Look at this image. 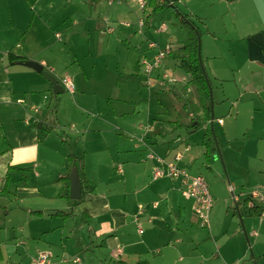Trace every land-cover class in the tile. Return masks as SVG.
<instances>
[{
    "label": "rangeland",
    "instance_id": "1",
    "mask_svg": "<svg viewBox=\"0 0 264 264\" xmlns=\"http://www.w3.org/2000/svg\"><path fill=\"white\" fill-rule=\"evenodd\" d=\"M54 1H57L58 4L50 9L46 21H43V18L36 19L30 46H32L33 40V44L39 46L41 53L49 54L57 67V72H54L57 80L69 78L75 90L74 93L64 89H62L63 92L57 94L48 89H45V93L41 92L38 99H36V103H34L35 106H33L38 119L32 122L31 125L38 124L41 121L39 118H41L45 123V127L51 128V131L47 134L49 147L53 146L56 150L62 147L68 153H76L75 155H79V158L82 159L85 168L95 173L90 174L97 176L103 173L107 162L109 153L106 144L110 145L115 170L116 166L120 165L122 161L126 163L121 152L116 153V140L120 138V142H123L125 133L139 139L146 132V126L150 125L152 130L154 129V134H167L183 139L185 145L192 146L193 156H197L192 173L204 176L207 187L214 196L219 194L223 198H229L230 203L227 204L229 212L228 217L221 224L219 233H214L212 239L215 244L214 247H211L209 241L203 238V233L210 234L209 227H202L196 220V223H189L188 220H185V222L178 221V223L170 222L169 217L166 218V206L163 203L159 208L162 212L158 211L159 220L153 222V225L157 227L154 237L155 242L162 243V239H165V245L162 246L164 252L160 258L164 262H171L174 259L180 260V257L185 258L182 264L186 263L187 257L190 258L189 262L192 264H223L222 260H207L206 257L209 253L216 254L217 247L224 246L226 248L233 240L236 241V238L231 242L229 241L230 233L228 232V229H231L229 228V218L236 209L234 196L240 191L250 194L255 189H260L261 192L264 189V185H255L256 181L264 184V172H258V169L264 171V158H261L264 151L255 153V148L242 146V133H246L244 134L245 138H255L252 129L260 128L264 124L257 118L250 119L247 113L242 115L241 120L240 117L238 118V122L234 123L231 131L229 126L222 130L217 123H214L217 151L206 161H203V139L212 137L213 133L209 125L206 128L200 120L197 126L190 124L188 113L192 110V107L187 99L191 97L196 100L197 97L193 83L191 81L186 82V87L192 88L193 91L189 92L185 86L178 83L177 93H172L171 86L168 83L164 86L158 85V78H162V70L152 71L149 80L153 84L147 86L140 82L143 79L142 76H123L120 69L124 49L129 44L132 46L140 45L141 48L145 47V59L148 57L152 59L155 49L168 48L169 51L163 60L162 67H166L169 71L174 69L177 76L172 74L171 71L169 73L178 79L183 75L189 80L190 74L183 67H176L177 59H180L179 55L184 52L182 47L189 37L190 30L186 24L179 20L178 15L164 7L148 18L150 26L148 24L144 26V24V27L139 28L137 17H142L143 13L145 16L149 10V4L146 5L145 12H141L142 10L136 0H115L113 6L108 4V0H98L102 4L101 15L103 21L99 19L102 27L96 29L95 20L98 16L99 7L97 10H93L91 17H94V21H92L87 17L90 12L88 3L85 5L77 4L78 7H76L67 0ZM42 2L38 5V9L42 8ZM173 2L183 13L190 16L189 18L195 22L200 30L201 36L198 37L200 56L203 70L211 80L212 104H210L212 109L213 106L215 107V116L225 118L228 116L227 111L230 110L231 114L236 117L240 108L244 113L243 104H245L248 95H244L238 104L239 106L233 105L234 100L237 99V89L240 85L234 87L233 84L225 82L223 90L219 84L220 82L214 80L211 75V68L215 69L216 65L226 62L228 58L230 59L232 51L227 52L231 44L230 38L234 37L235 31L241 27L242 23L249 22L247 19L250 14L246 11L251 9V6L233 0H173ZM244 2L252 3L246 0ZM117 5L132 10L134 21L131 25L130 20L125 18L116 19V16L122 13ZM130 9L128 13H130ZM4 10L7 13V9L4 8ZM66 15L68 17L64 22L62 19ZM48 19L51 23L50 32L47 30ZM162 22L165 23L166 31L158 33L155 29ZM108 30H112V32L108 33ZM130 35H132V43L126 39ZM97 41L101 42L99 48ZM150 42L156 45L155 49L147 47ZM209 42L216 45L219 51L216 53H220L221 60L207 59V55H209L207 45ZM10 45L11 42L7 41L0 46V49L5 50ZM100 47L102 48L100 49ZM73 54L79 59L78 63L85 66V71H80L78 77H75L73 72L75 63H69L68 69L65 66L68 61L73 60ZM160 74L161 76L157 78V75ZM227 75L229 74L227 73ZM223 92L228 96V99L222 104L221 95L224 96ZM219 109L225 110V113L219 114ZM177 120L181 123L179 126H176ZM229 120H232V117ZM10 125V121L8 126L6 123L7 127ZM173 125H175V132L171 133L168 128L173 127ZM139 129L142 131H138ZM44 130L48 131L47 128ZM100 132L105 136L104 138L100 137ZM156 137L159 138V135H156ZM135 143L139 144L136 140ZM163 149L162 143L157 144V146L151 144L149 152L156 155V152L161 153ZM131 150L136 154L141 152L137 148ZM58 159V155L46 157V161L49 162L43 164V169L30 170L27 174L23 172V176L12 172V179L8 183L7 189L0 193V239H3L1 248L5 255L6 264H33L32 257L40 252V250H37L33 253L34 245L37 243L47 248V252L51 254L49 259L54 264L62 263V258H60L62 256L67 257L70 264H80L81 262L82 264H93V262L95 264H113V262L109 263L110 259L106 256V253L104 259L101 258L103 261L99 262L97 259L98 256H103H101L103 253L101 246L103 245H100L98 240L94 238L92 223L82 215V211L86 206L83 199L75 207L73 215L64 218L66 232H71L70 239L67 240L64 237L61 245L54 244L49 248L44 240H36L30 237L33 225L35 226L38 223L47 227L52 225V222L49 221L51 216L47 214L51 210H47L46 207L63 209L66 207L67 202L65 204L66 199L58 194V197L62 199H58L54 203L55 200L51 198L53 204L47 206L46 201L36 199L31 193H20L16 188V184L21 181L20 184H26L30 187L37 185L38 189L50 187L51 172L54 171L55 162ZM260 159L263 161L262 163ZM147 162L144 179L146 185H148V182L151 185L170 182L169 179L165 178H160L158 181L152 180L150 173H148L150 161L147 160ZM202 162H205V164ZM139 165L143 166L144 164L139 163ZM232 166L235 168L243 167V173L248 170L249 182L252 185H244L243 188L239 184L237 190L233 191L227 179L228 168ZM112 175L119 178V181L111 183V189L112 184L122 187L124 191L131 188L130 181L124 187L121 180L122 174L113 172ZM19 176L20 180L17 179ZM244 199L245 197H240V206H246ZM254 201L264 207V194H262V197L254 199ZM42 207L46 210H43L44 214L40 217L39 215H29L30 212L27 210L28 208L41 209ZM68 208L69 206L64 211H68ZM242 211H245L243 207ZM254 218L256 220L258 217L254 216ZM259 218L263 217L259 216ZM45 226H42V229ZM192 229L198 231V234L192 235ZM20 230H23L26 245L18 244L15 252L14 243L18 240V236L20 237ZM11 232H14V238L10 236ZM244 243L248 244L247 242L241 244ZM250 246H252V243H250ZM250 246L247 253L248 258L254 255L253 248H250ZM181 248L183 252L180 251ZM60 251H67L68 254L57 255V253L60 254ZM201 251L205 259L200 256ZM94 252L96 254L95 258L93 257ZM147 255L157 256L154 252H149ZM76 256L80 257V263L72 262V258ZM248 261L246 260L243 264H252L251 261ZM229 264H235V262Z\"/></svg>",
    "mask_w": 264,
    "mask_h": 264
},
{
    "label": "crops",
    "instance_id": "2",
    "mask_svg": "<svg viewBox=\"0 0 264 264\" xmlns=\"http://www.w3.org/2000/svg\"><path fill=\"white\" fill-rule=\"evenodd\" d=\"M42 1L0 0V46L7 41L11 42V45L6 47L5 50L0 49V193L7 189V185L12 179V172L23 176V172H26L27 174L30 170L36 171L37 169H43V164L49 162L46 161V157L58 155L59 159L55 162V169L51 172L49 180L50 187H41L40 190L37 185H32L30 187L26 184H20L21 181L16 184V188L20 191V193H31L36 199L46 201L47 206H50L53 204L51 202V198L55 200L54 203L57 202L58 199H62L58 197V194L64 187V180L60 179L62 176L68 175V185L70 186L69 173L72 167L68 161V156L72 154L79 158V155L77 156L75 155L76 153L74 154L71 152L68 153L67 150L62 147H59L57 150L53 146L49 147L50 145L47 143V134L51 131V128L45 127V123L41 118H39V120H41L39 121L41 126H38L39 123L31 125L32 122L38 119L37 114L34 112L35 108L33 107L35 106L34 103H36V99L39 97L38 95L41 92L45 93V89L53 92V88L50 82L41 73L29 66L15 62L17 60H33L42 64L43 69L49 71L52 75L55 76L54 72H57V67L49 54L41 53L39 46L37 47L36 44H33V40L32 46H30L36 19L43 18V21H46V18L49 16L50 9L58 4V2L54 0ZM67 1L73 3L76 7H78L77 4L85 5L88 3L90 6V12L87 17H89L92 21H94V17H91L93 14L92 12L93 10H97L99 7L98 16L95 20V28L99 29L102 27L101 22H99V19L100 21H103V17L101 15V1ZM108 1V4L113 6L115 0ZM158 1L161 2V0ZM233 1L251 6V9L246 11L250 14V17L247 19L249 22L242 23L241 27L235 31L234 37L230 38L231 44L227 49V52L232 51L230 59L228 58L224 63H219L216 65L215 69L211 68V75L214 80L220 82L219 84L223 90L225 82L233 84L234 87L240 85L237 89V99L234 100L233 105H236V107L239 106L238 104L241 102L244 95H248L245 104H243L245 112L242 113L240 108L239 113L236 117H234L230 110H228V116L222 118V116H215V107L213 106L212 109L211 106L210 117L209 119H206L198 102V98L196 97V100L191 97L187 99L189 105L190 102H194L195 105L199 107L196 112L190 110L188 113L190 124L192 126H197L198 121L200 120L206 128L208 125L211 128L212 125L213 136L211 139L213 140L215 146L217 143L214 135V123H217L222 130H224L226 126H229L231 131L234 123L238 122V118L240 117L241 120L242 115L247 113L250 119L254 120L257 118L262 121V124H264V0H246L248 2H252L251 4L245 3L244 0ZM40 2H42V8L38 9ZM167 2L172 3L175 6L173 0H167ZM117 7L122 10V13L117 15L116 19L125 18L126 20H130L131 25L134 21L132 10L130 8L127 9L124 6L117 5ZM4 8L7 9V13H5ZM129 9L130 13H128ZM168 9L177 14V11L172 7H169ZM141 12L145 11L143 10ZM145 15H147V13ZM107 16L109 18L108 14ZM67 17L68 15L64 16L62 21L65 22ZM144 17V13L142 17H137V25L139 28L144 24V26L147 24L149 26L151 25L150 22L144 23ZM141 18L142 25L139 24ZM178 18L182 22V17L180 15H178ZM49 20L50 19H48V21ZM50 25L51 23L49 21L47 24V30L49 32L51 31ZM158 27L155 29L156 32L162 33L158 31ZM110 32H112V30H108V33ZM199 36H201L200 32L198 37ZM126 39L132 43V35H130V37H126ZM34 41L36 42L37 40ZM97 46L99 48V46H101V42L97 41ZM147 47L155 49L156 45L155 47ZM101 48L102 47H100V49ZM207 50L209 53V55H207V59L213 58L214 60H221L222 57L220 53H216L219 51L214 43L209 42ZM156 51L157 50L155 49L152 59L149 57L145 59V47L141 48L140 45H127L121 58V74L128 77L142 76L143 79H141L142 81L140 82L142 84H146L147 86L153 84V82L149 81V76L152 71L162 70V74L167 73L173 77L172 74H175V70H170L171 74L169 73L170 71L166 67H162V65L160 68L154 69L150 73H146L144 63L154 62L153 60H155ZM78 62L79 59L75 54H73V60H70L67 64H65L68 69L69 63H75V68L73 69L75 77H78V73L80 71H85V66ZM227 73L229 75H227ZM160 76L161 74L157 75V78ZM187 80L188 78H185V76L182 75V77L180 76V79L176 82L170 83L165 81L164 85L168 83V85L171 86V92L175 93L176 90H178L177 84L179 83L186 87ZM58 82L61 84L62 89L66 90L62 83V79L58 80ZM186 90H189V92L193 91L190 87H186ZM70 93H74V91ZM223 95L224 96L221 95L222 104L228 99V96L225 95L224 92ZM223 113H225V110L219 109V114ZM196 115L198 117H196ZM231 117L232 120H229ZM219 119H221V123L218 122ZM9 121L11 122V125L7 127ZM180 124L181 123L177 120L176 126H179ZM174 126L175 125L168 128L171 133L175 132ZM150 127L151 128L146 130V132H144L139 139H135L133 135L125 133V139L123 142H120V138L116 140V153L121 152L127 163L126 164L124 161L121 162L122 165L120 163L121 170L114 169L115 163L113 162V154L110 153L111 149L109 144H106L109 154L102 174L99 176L91 175L95 173L92 170L85 168L84 164L81 163V167L78 172L81 183L85 186L88 185L89 188H93L92 191L84 195L83 201L86 206L82 211V215L92 223L93 236L96 240H98L100 245H103L101 246V250L103 251L101 256H103L97 257L99 262L103 261L101 258L104 259L105 253L110 259L109 263L115 262L116 260H122L128 264H134L138 260H147L149 264H182L185 260V258L182 259L180 257V260L174 259L171 262H164L160 258L164 252L162 246L165 245V239H162V243L155 242L154 237L157 232V227L153 225V222L154 220H159L158 211L162 212L159 208L163 203H165L164 205L166 206L165 210L167 213L166 218L169 217L170 222L174 221L175 223H178V221L185 222V220H188L189 223H196V221L198 223L197 216L194 215L193 201L183 195L184 186L181 179H171L166 176L153 179L152 171L156 166L165 168V163L174 162L175 155L180 154L181 157L176 164L190 176L199 175L197 173H192V170L196 165L197 156H193V152L191 150L192 146H188L187 144L185 145L183 139L167 134H154V129L152 130V126ZM45 128H47L48 131H45ZM246 129L248 128L246 127ZM138 131L142 130L139 129ZM43 133L45 134L42 135ZM100 133V137L104 138L105 136L102 132ZM252 133L256 136L252 139L245 138L244 134L246 133H242V146L245 145L247 148H255V153L263 152L264 126L252 129ZM156 135H159V138L156 137ZM168 136L170 137L168 138ZM142 138H144L143 141ZM135 140L139 142V144H136ZM159 143L163 144L164 149L161 153L155 152L156 155L163 160V163H159L155 159L147 158L151 144L157 146ZM202 145L204 147L203 161H206L211 155L215 154L217 148L214 153L211 152L209 156H206L205 143L202 142ZM132 148L140 149L142 154L141 152H138V154L134 153L131 150ZM146 150L147 152L145 153ZM261 156L263 159L264 155ZM147 160L150 161L148 173H150L152 180L158 181L160 178H165L167 180L169 179L170 182L155 185H151L148 182V185H146V183H144V179L146 176ZM138 162L144 165L140 166ZM260 162L262 163L263 161L260 159ZM202 163L205 164V162ZM243 169V167L235 168L233 166L228 168V171L226 169L228 183L233 191L237 190L239 184L243 186V188L244 185H252V183L249 182V174H247L248 170L243 173ZM111 172H115V174H122L121 180L124 183V187H126L130 181L131 188L124 191L122 187L112 184L111 189V183L119 181V178L112 175ZM258 172L262 173L264 171L263 169H258ZM17 179L20 180V176ZM257 184H260V186L264 185L256 181L255 185ZM257 190L260 192V194L258 193V198L260 196L262 197L264 189L263 192H261L260 189ZM209 193L212 198V207L209 212L208 224L202 227H209L210 234L207 235L203 232L202 233L204 236L203 238L209 241L211 247H214L215 243L212 239L213 235L214 233H219L223 220L228 217L229 210L227 209V204L230 203V200L229 198L221 197L219 194L214 196L210 190ZM248 194L249 193H243V191H240L237 195L234 193V204L236 208L238 206V210L235 209L229 218V228L231 229H228V232L230 233L229 241L231 242L235 238L236 241L233 240L226 248H224V246L217 247L215 251L216 254L209 253L206 257L207 260H222L224 262L223 264H229L232 262H235V264H243L246 260H249L252 264H264V217L259 218L258 214H252L248 211L249 207L252 205L251 202L247 203L244 201L246 206H240V197L246 198ZM66 202L67 201H65V204ZM253 202L255 201L253 200ZM154 203L156 205L152 206ZM139 205L143 206L144 210L143 213L139 215L138 222L136 223L133 220V215L137 212V207ZM67 206L68 203L66 204V207ZM66 207L63 209L46 207L47 210H51L50 212H47V214L51 216L49 221L52 222V225L50 227L40 223L35 226L33 225L30 237L36 240H44L48 244L49 248L54 244L61 245L64 237H66L67 240L70 239L71 232H66L64 222L65 219L61 222L63 218L49 214L54 210L64 211ZM242 207L245 211H242ZM46 209H43L42 207L41 209L28 208L27 210L30 212L29 215H39L40 217L43 216V210ZM40 210L41 213H35V211ZM254 216H257L258 218L255 220ZM177 217H179V219H177ZM42 226H45L44 229H42ZM137 226L142 228L143 232L141 234L137 232ZM19 232L20 237L18 236V240L14 243L15 252L17 251L18 244L26 245L23 230H20ZM193 234L197 235L198 231H193L192 229V235ZM10 236L14 238V232H11ZM177 240L180 241L179 238H177ZM242 242H247L248 244H241ZM2 243L3 239H0V264H6L5 255L1 248ZM250 243H252V246H250ZM249 246L250 248H253L252 251L254 253V255L250 256L251 258H248L247 255ZM46 249V247L37 243L34 245L33 253L37 250ZM118 251H120V253H118ZM180 251L183 252L182 248ZM149 252H154L157 256L147 255ZM62 254L67 255L68 252L60 251V254L57 253V255L60 256ZM95 255L96 254L94 252V258ZM200 256L202 259H205L202 251L200 252ZM187 259L188 260H186L185 264H192L189 262L190 258L187 257ZM60 264H70V262L67 261ZM80 264H82V262ZM93 264L95 263L93 262Z\"/></svg>",
    "mask_w": 264,
    "mask_h": 264
},
{
    "label": "trees",
    "instance_id": "3",
    "mask_svg": "<svg viewBox=\"0 0 264 264\" xmlns=\"http://www.w3.org/2000/svg\"><path fill=\"white\" fill-rule=\"evenodd\" d=\"M148 4L150 7H148L149 10L147 11V15H145V17H144V23H148V18L150 16L155 15L160 9H162L164 7H167V8L172 7L174 10L177 11V14L182 17V23L186 24L188 26V28L190 29L189 30V37L185 40V45L182 47L184 52L181 53V55H179L180 59H177L176 67H183L185 69V71L190 74V78H189V80H187V82L191 81L193 83V85L195 87L196 94H197L198 102H199L200 107L203 111L204 117L206 119H209L210 112H211L209 85L211 87V80L208 77V75L206 74V72L203 70V64H202L201 56H200L201 64H200L199 58H198L197 37H198L199 32H200L199 28L195 25L194 21L189 19V16L187 14L181 12L179 10V8L174 6L172 3H168L167 0H161V2L158 0H149L147 3V6H148ZM147 6H146V8H147ZM146 8L144 9V11L146 10ZM190 106L192 107L193 112H196L199 109V107L197 105H195L194 102H190ZM196 117H198V116L196 115ZM198 124H199V121H198ZM42 129H43V127H42ZM44 134L45 133H43L42 135H44ZM203 142L205 143V147H206L205 155L209 156L211 152L214 153V151L216 150L217 147L215 146L211 137H209V138L205 137ZM68 161L70 162V166L76 167L78 172H79L82 160L71 154L68 156ZM60 179L64 180V187H63L62 191L59 193V196L66 199L69 208H68V211L54 210L49 214H51L53 216L61 217L64 219L70 215L71 216L73 215L74 209L77 206V204L80 203V201L84 198V195L86 193H89L93 188L92 187L89 188L88 185L85 186L81 183V187H82L81 197L79 199H71L69 196L68 175L62 176ZM249 199H250V197L247 196L245 198V201L248 203L250 201ZM236 209L238 210V206ZM248 211L251 212L252 214H258L259 216L264 217V214H263L264 213V207L262 205H259L255 202H253V201H252V205L249 207ZM36 212L41 213V210L35 211V213ZM0 259H1V254H0ZM113 264H128V263H126L125 261H122V260H116L115 262H113ZM134 264H149V262L147 260H138Z\"/></svg>",
    "mask_w": 264,
    "mask_h": 264
},
{
    "label": "built area",
    "instance_id": "4",
    "mask_svg": "<svg viewBox=\"0 0 264 264\" xmlns=\"http://www.w3.org/2000/svg\"><path fill=\"white\" fill-rule=\"evenodd\" d=\"M139 7L143 11L146 8V3L147 0H136ZM140 25H142V18L140 19ZM166 30L165 23H161L160 26L158 27V31L163 32ZM149 46L155 47V44L149 43ZM169 51L168 48L165 49H157L156 57L154 62H146L145 64V71L146 73H150L154 69L160 68V66L163 64V60L166 57L167 52ZM150 77V76H149ZM178 79L176 77H171L167 73L162 74V78L159 79L158 84L159 85H164L165 81L174 83ZM150 81V80H149ZM62 83L65 87L66 90L69 92L74 91V85L72 84L71 80L69 78H64L62 80ZM219 123H221V119L218 120ZM151 127L146 126V130H149ZM180 154H176L174 157V162H168L165 163V168L161 167H154L152 171V178L156 179L159 177H169L171 179H181L182 184L184 186L183 188V195L186 198H189L193 201V210L195 212V215L197 216L198 222L202 226H206L208 224V217H209V212L212 207V198L209 193L206 181L203 176L201 175H195V176H190L188 175L185 171H183L177 164L176 162L180 159ZM148 159H155L159 163H163V160L158 157L157 155L152 154V152H149L147 154ZM117 170H121V165L116 166ZM259 190L255 189L253 190L250 194V201L252 204L253 199L258 198L259 196ZM261 197V196H260ZM156 204H152V206H155ZM144 207L139 205L137 207V212L133 215V220L137 223L139 215L143 213ZM264 214V213H263ZM137 232L141 234L142 228L140 226H137ZM120 253V251H118ZM49 252L47 250H40L37 255L32 257L31 261L33 264H54L51 262L49 259ZM63 262L69 261L67 257H62ZM73 263H80L81 259L80 257L76 256L72 258Z\"/></svg>",
    "mask_w": 264,
    "mask_h": 264
},
{
    "label": "water",
    "instance_id": "5",
    "mask_svg": "<svg viewBox=\"0 0 264 264\" xmlns=\"http://www.w3.org/2000/svg\"><path fill=\"white\" fill-rule=\"evenodd\" d=\"M198 58H199V62L201 64L200 61V43L198 41ZM16 63L19 64H24L26 66H29L31 68H33L34 70H36L37 72L41 73L52 85L53 88V92L56 93H60L62 92V86L59 84L57 78L52 75L49 71L44 70L43 69V65L40 64L37 61H33V60H17L15 61ZM209 95H210V103L212 104V91H211V87L209 85ZM212 106V105H211ZM38 126H41V124L39 123ZM211 131H212V125H211ZM217 146V145H216ZM69 180H70V188H69V196L71 199H79L81 197V180L79 177V173L76 167H72L70 173H69Z\"/></svg>",
    "mask_w": 264,
    "mask_h": 264
}]
</instances>
